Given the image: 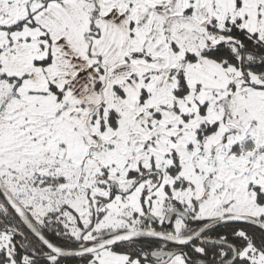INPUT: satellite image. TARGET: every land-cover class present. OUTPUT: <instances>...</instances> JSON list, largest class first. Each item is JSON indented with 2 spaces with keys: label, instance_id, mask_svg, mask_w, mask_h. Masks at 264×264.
<instances>
[{
  "label": "snow or ice",
  "instance_id": "6c2138e0",
  "mask_svg": "<svg viewBox=\"0 0 264 264\" xmlns=\"http://www.w3.org/2000/svg\"><path fill=\"white\" fill-rule=\"evenodd\" d=\"M0 264H264V0H0Z\"/></svg>",
  "mask_w": 264,
  "mask_h": 264
}]
</instances>
